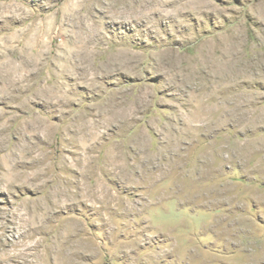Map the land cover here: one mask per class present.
I'll return each mask as SVG.
<instances>
[{
    "label": "rangeland",
    "instance_id": "rangeland-1",
    "mask_svg": "<svg viewBox=\"0 0 264 264\" xmlns=\"http://www.w3.org/2000/svg\"><path fill=\"white\" fill-rule=\"evenodd\" d=\"M0 264H264V0H0Z\"/></svg>",
    "mask_w": 264,
    "mask_h": 264
},
{
    "label": "bare ground",
    "instance_id": "bare-ground-1",
    "mask_svg": "<svg viewBox=\"0 0 264 264\" xmlns=\"http://www.w3.org/2000/svg\"><path fill=\"white\" fill-rule=\"evenodd\" d=\"M66 243H67V242H66ZM63 246H64V245H63ZM28 248H29V247H28ZM62 251H63V250H62ZM68 255H69V254H68ZM64 257H65V256H64ZM64 257H63V258H64Z\"/></svg>",
    "mask_w": 264,
    "mask_h": 264
}]
</instances>
